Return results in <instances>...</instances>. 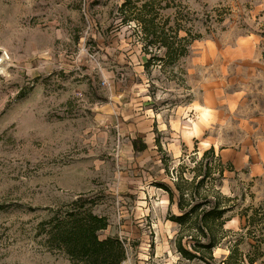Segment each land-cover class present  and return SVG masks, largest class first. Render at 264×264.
Segmentation results:
<instances>
[{"label": "rangeland", "instance_id": "374dc122", "mask_svg": "<svg viewBox=\"0 0 264 264\" xmlns=\"http://www.w3.org/2000/svg\"><path fill=\"white\" fill-rule=\"evenodd\" d=\"M123 1L0 0V264H71L35 235L79 194L108 219L99 237L123 241V264H202L176 252L178 211L156 182L190 177L210 147L230 168L219 188L234 204L224 226L234 234L214 257L235 242L264 254V0H166L163 18L200 34L172 65L122 21ZM145 101L163 120L204 125L184 156H167L161 133L151 157L134 151L126 123Z\"/></svg>", "mask_w": 264, "mask_h": 264}, {"label": "trees", "instance_id": "16d2710c", "mask_svg": "<svg viewBox=\"0 0 264 264\" xmlns=\"http://www.w3.org/2000/svg\"><path fill=\"white\" fill-rule=\"evenodd\" d=\"M140 1L122 2L119 7L122 21L136 22L145 39L151 36L153 43H159V48L165 50L163 59L168 64L172 65L186 56L189 45L200 34L193 35L182 19L175 18L171 22L168 17L163 18L161 11L171 7L170 4L175 6V3L154 0L152 4L143 2L138 5ZM180 32L185 34L180 35ZM143 48L148 53L146 45ZM152 60L150 57L145 67ZM132 145L137 152L146 148L139 138ZM228 170L230 168L215 156L213 147H210L188 169L192 173L190 177L183 176V171L173 180L172 186L156 182V186L166 192L168 205H175L178 211L175 215L169 213L168 219L177 225L174 246L185 260L202 264H254L258 257L264 255L260 251L256 256L250 251L244 253L235 242L229 243L228 255L223 260L217 261L214 257V250L234 234L231 229L224 228L232 217L233 198L223 195L219 188L224 172ZM240 215L244 216V213ZM107 227L108 219L94 212V201L87 194H79L51 209L49 216L38 224L35 236L43 248L64 255L71 264H123L126 259L123 241L116 235L99 237V232ZM243 228L246 229V225ZM246 232L249 234V229Z\"/></svg>", "mask_w": 264, "mask_h": 264}, {"label": "crops", "instance_id": "0c3cea01", "mask_svg": "<svg viewBox=\"0 0 264 264\" xmlns=\"http://www.w3.org/2000/svg\"><path fill=\"white\" fill-rule=\"evenodd\" d=\"M146 104L145 101L140 110L138 109V112L131 115L130 120L127 121V128L129 130L132 128L135 131V135H130L128 140L132 143L139 138L141 142L146 144V148L140 151V153L143 154V156L141 155L142 159L146 160L147 156H152L150 153L147 154V152L157 147L155 138L159 137L158 134H166L165 140L167 141L164 150H166L167 156L172 159L184 156L182 147H189L192 139L194 137L196 138L201 133V130L205 128L204 125L201 128V121L199 120L197 123L198 132L196 130L192 131L190 129V124L184 119L170 118L169 120H163V117L158 113H148L149 110ZM134 115L135 117H133ZM167 128L169 130H167ZM154 158L156 163L160 161L156 155H154Z\"/></svg>", "mask_w": 264, "mask_h": 264}, {"label": "built area", "instance_id": "2783aa9c", "mask_svg": "<svg viewBox=\"0 0 264 264\" xmlns=\"http://www.w3.org/2000/svg\"><path fill=\"white\" fill-rule=\"evenodd\" d=\"M3 56H4V52H2V55L0 56V60L3 58Z\"/></svg>", "mask_w": 264, "mask_h": 264}, {"label": "water", "instance_id": "95a60500", "mask_svg": "<svg viewBox=\"0 0 264 264\" xmlns=\"http://www.w3.org/2000/svg\"><path fill=\"white\" fill-rule=\"evenodd\" d=\"M2 52H3L2 49H0V56L2 55Z\"/></svg>", "mask_w": 264, "mask_h": 264}, {"label": "bare ground", "instance_id": "6f19581e", "mask_svg": "<svg viewBox=\"0 0 264 264\" xmlns=\"http://www.w3.org/2000/svg\"><path fill=\"white\" fill-rule=\"evenodd\" d=\"M0 61H2V59Z\"/></svg>", "mask_w": 264, "mask_h": 264}]
</instances>
